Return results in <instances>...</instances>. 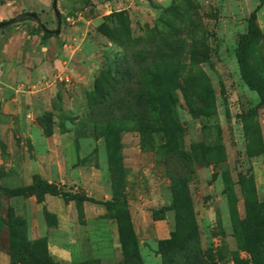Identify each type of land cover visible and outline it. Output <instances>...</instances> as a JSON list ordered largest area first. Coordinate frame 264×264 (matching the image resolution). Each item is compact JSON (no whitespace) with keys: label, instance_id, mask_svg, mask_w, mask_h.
I'll return each mask as SVG.
<instances>
[{"label":"rangeland","instance_id":"374dc122","mask_svg":"<svg viewBox=\"0 0 264 264\" xmlns=\"http://www.w3.org/2000/svg\"><path fill=\"white\" fill-rule=\"evenodd\" d=\"M52 2L0 0V22L32 11L54 30ZM257 4L56 0L59 34L42 40L31 17L0 29V264L251 259L264 245V105L235 48ZM255 25L246 55L264 83V4ZM38 179L113 203L7 193ZM248 198L261 223L246 220ZM171 237L188 244L165 260Z\"/></svg>","mask_w":264,"mask_h":264},{"label":"trees","instance_id":"16d2710c","mask_svg":"<svg viewBox=\"0 0 264 264\" xmlns=\"http://www.w3.org/2000/svg\"><path fill=\"white\" fill-rule=\"evenodd\" d=\"M89 0H82L83 4H87ZM264 4V0H258V4L256 7L251 11L248 20H247V30L246 32L242 35L239 43L237 44L235 48V55L236 59L238 62V67H239V72L240 76L243 79V81L248 85L249 88L255 90L258 94L259 98V104L264 105V83L258 82V80L252 75L251 70H250V65L248 63L247 55H246V49L249 46V44L254 40L256 36V25H255V16L256 12L259 10V8ZM35 13V12H34ZM36 14V13H35ZM5 21V20H3ZM1 21V22H3ZM8 26L7 24H4L0 26V29ZM42 28L40 25H37L35 27V31H40ZM53 32H44L42 35V40H44L46 37L50 36ZM160 103L164 106L170 107L175 104L174 99L171 97L169 93H165L161 98H160ZM7 193L10 195H35L37 198H43L44 195L49 194L52 196H58V197H63L67 198L70 200H74L75 202H81V201H89V202H94V203H100L104 205H110L113 203L112 200H99L94 198L93 196L88 195L85 192H72L70 190L64 189L62 186H59L56 183L49 182L46 179H38L31 184L24 186V187H18L14 189H8ZM248 203V210L251 208V213L249 211V217H247L246 220H249L250 218H255L257 222L261 223L262 221V216L259 214H255L252 211L253 206H251L252 203V198L247 199ZM185 241H178L174 240L171 238L169 239H164L161 241L163 244V248H161V253L163 258H168V248L172 246H178L182 245V248H185L188 243H184ZM165 245V248H164ZM167 247V248H166ZM252 250H253V255L250 260H245V259H240L237 260L234 264H264V245L261 242H256L253 243L252 245ZM16 254V253H15ZM15 255L11 254V261L12 262H20L18 258H14ZM33 263L34 264H56L49 259L46 261H42L40 259H37L36 257H32ZM168 260V259H167ZM77 264H99L96 259L90 260V261H84L80 262ZM181 264H214L208 260H203L201 257L196 256V257H189L187 256Z\"/></svg>","mask_w":264,"mask_h":264},{"label":"water","instance_id":"95a60500","mask_svg":"<svg viewBox=\"0 0 264 264\" xmlns=\"http://www.w3.org/2000/svg\"><path fill=\"white\" fill-rule=\"evenodd\" d=\"M53 10L55 11V14H56V17H57V28L52 30V29H49L47 28L42 22H41V19L37 16V14H35L34 12L32 11H25L23 13H20L18 15H16L15 17L13 18H10L8 20H5L3 22H0V26L4 25V24H10V23H13L15 21H18L22 18H25V17H31L33 19H35L38 24L40 25V27L43 29L44 32H53L54 34H59L60 33V26H61V16H60V12L58 11L57 9V5H56V0H53Z\"/></svg>","mask_w":264,"mask_h":264}]
</instances>
